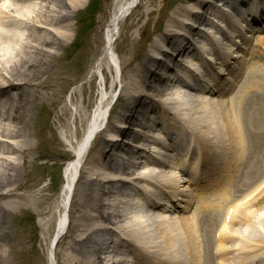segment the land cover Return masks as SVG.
I'll return each mask as SVG.
<instances>
[{"label": "bare ground", "instance_id": "1", "mask_svg": "<svg viewBox=\"0 0 264 264\" xmlns=\"http://www.w3.org/2000/svg\"><path fill=\"white\" fill-rule=\"evenodd\" d=\"M81 1L0 0V247L6 245L9 239L8 234L11 235L13 232L9 227V217L12 216L10 214L15 211L26 213V210L32 206L37 208L38 215L45 219V222L42 219L40 225H44L46 231H51L54 228L56 214L59 212L57 228L54 232L55 239L51 244L50 259H52V262H54L57 254L58 248H55L54 245L58 244V236L69 228L66 236V240H70L67 244L69 251L63 257L62 264H135L132 256L125 259L122 258V253L131 248L140 250L138 247L145 249L144 252L146 253L144 255L146 256L139 254L140 258L136 257V264H140V260L145 261L147 258L154 263L158 260L159 263L157 264H210L207 258L209 252L210 255L212 253V264H249L257 259L261 264L264 259V206L256 208L252 207V204L256 202L254 200L255 194L264 196V163L250 178L249 183L246 185L248 189L243 188L241 191V198L236 202V198L231 202L227 201L222 206L223 198L218 194V190H214V193L206 197L196 192V195H193L194 203L192 202L191 195H187L185 191L190 190L192 184L187 182L186 178H183L185 173L181 161H186L188 164L192 163L184 147L189 149L197 147L199 149L196 143L203 146V150L207 151L206 155H217L215 161H223V166L233 167L236 172L243 167V160L248 154L255 155L259 153L258 159L262 160L264 152L263 149L258 150V147L264 146V114L257 120L250 121L252 125L247 128L242 120V110L248 87L240 95H238L240 92L236 95H234V92L237 90L240 79H244V76L249 73L253 74L254 77L261 76L264 78L263 63L254 62L247 65L246 57L238 51L241 48L237 44L239 38L231 34L232 39L228 37L230 39L229 52L224 51L226 59L223 56H216L222 61V65H218V69L224 73L229 72L231 79H235V81L230 80V86L227 87L230 92L233 91L234 95V97L226 100L231 104L229 110L223 113L214 101H207L206 98L205 100L193 97L188 99L181 92L168 95L166 97L167 102L155 98V96L165 94L174 82L180 84L182 81L184 82L183 85L198 89L196 83L199 81L200 86L201 82L204 81L203 78L199 79L198 76H190L186 80L184 72L190 74L192 70L187 69L190 66L188 64L183 65V61H185L183 59H174V56H190L191 53L188 55V51L185 49L188 43L191 45L194 43L192 57L196 56L197 52L194 47L200 48L197 47L199 41L203 40L213 49H216L211 41L213 38L208 34H202L204 33L202 32V26L196 31L198 27L194 25V22L206 19L207 16H209L207 20L215 17L217 22L215 25L211 22L214 26H210L209 33L220 31V21L236 33H241V30L233 25L234 21L230 20L229 14L223 11V9L228 8L227 3L229 4V2H226V0H197L194 4L197 11L193 12L195 17L192 16V13L191 16H188L187 12L189 11L187 9H180L181 15L185 14L186 16V23L178 17L169 21L171 26L179 29V32L182 31L183 34L181 35H184L181 37L184 42L180 44L177 40L179 34L172 32L170 29H166V33L163 32L160 36V39L170 49V53L165 54L167 58L169 57L167 60H176V64L173 62V65L169 67V63L168 66L161 63L160 56L147 54L146 57L143 56L139 60L143 64L136 66L135 69L132 67L134 59L127 62L121 61L119 55L115 52V45L118 42L123 22L138 6L142 5L144 0H111V16L105 29L103 50L99 54L98 51H95V54L98 55L93 56L91 60L86 59L82 62L83 72H89L92 77L100 76V79L104 81V85H101L104 88L106 85V91L101 90L100 95L102 98L95 104L91 100L87 101L86 98L88 93L92 94L94 92L95 85L73 93L72 106L77 107L75 122L78 123L85 119L91 111L92 116L95 118L88 125L84 140L77 143L75 156L67 161L68 164L64 170L65 185L59 205H56L58 204L56 202L58 200L57 190L47 188L43 191L36 190L40 186V180L36 174L38 170L30 171V168H32V164L30 166L28 160L30 152L32 149L37 148L40 153H44L48 158H63L64 155L60 151L63 144L59 141L54 129L50 130L44 126L46 120L43 119V124L40 126L41 118L38 117L35 118L36 123L33 124L36 127L38 143L33 144L30 142L29 132L32 123L29 115L25 119L21 114L26 106L23 97H28L30 92L33 91L35 97L41 99L40 89H52L45 87V81L37 82L38 77L35 73L39 66L37 64L42 63L43 58H45L47 64L53 57L54 59L58 57L55 52L46 51L44 47L48 46L49 48V45H55L54 50L57 51V47L65 45V40L70 39L69 32L72 25L67 24V21L73 16L74 12H77L76 7H79ZM241 1L244 0L232 2L231 11L238 9L237 4ZM262 2L264 3V0ZM156 3L157 0H147L144 4L147 9L144 11L143 16L147 18V22L158 11L154 10ZM263 3L255 1L252 8L247 5L241 6L242 9H246L245 12L249 18L241 17V28L244 26L250 27L252 17L256 21L264 23ZM248 9H252V14L248 12ZM141 17L138 23L142 22ZM188 23H191L195 29ZM170 25H167V27ZM134 26L135 23L133 22L127 24L126 28L130 31ZM256 34H259V45L264 47V33L257 32ZM248 40H251V37H248ZM248 44L246 38L243 49L248 48ZM202 49L201 56L196 59L201 60L204 58L207 60L206 57L209 54L202 53ZM154 50L156 53H163L158 45ZM125 63L130 64L127 66ZM115 65H122L125 72L128 69L131 71L119 83L121 87L119 107L114 119L118 118L125 125L129 123L130 126L138 125L150 130L155 125L152 124L151 126L149 124L152 121V116L148 113L158 116L159 113H155L157 105L166 112H172L171 109H167V105L171 103L174 106L176 115L180 117L182 115L185 119L183 123L189 128L191 127L193 134L197 137L196 140L188 139L184 132L179 129L177 126L179 123L175 120L171 135L175 140L179 138H182V140L179 144L171 142L172 145H169V149L172 151L180 148V151L177 150V158H173V160L170 159L167 153H162L163 162L155 161L156 165L164 168L159 173L155 170L151 171L150 166L146 165L143 168L146 171L140 176L137 175L141 165L145 163L143 162L144 158L141 156L134 158L130 145L118 144L120 140L117 138L119 132L127 140L133 142L142 139L139 134H135V131L133 132L130 128L120 130L122 127H116L111 123L106 130H100L101 132L97 133L98 125L103 123L100 119L105 109V94H113L118 85H110L111 75L104 74V72L106 68ZM236 65H238V68L234 67ZM72 66V63H68L65 69L71 70ZM170 72L174 77L172 80L167 75ZM215 80L217 83V76ZM64 84L69 85L71 82ZM203 84L206 88L212 82L204 81ZM260 86L264 89V85ZM183 89L185 88L183 87ZM201 91L207 92L203 89ZM140 92L145 93V95L140 94ZM142 99H144L143 102ZM251 100H256V98ZM54 103L56 101H53ZM213 104L215 105L213 106ZM189 105L194 107L189 108ZM224 106L227 107V104L225 103ZM199 112L203 113L199 114ZM172 113L171 116H173ZM69 114L70 109L65 107L55 124L65 130V139L72 145L78 131L74 130L72 132L64 123L63 116L67 117ZM160 114L163 115V122L171 121L167 114L163 112H160ZM142 116L151 119V121L148 120L146 123H142L140 120ZM253 127L255 131L252 132L250 128ZM166 131L167 129L163 133L165 134ZM107 135L114 139H107L106 141L105 136ZM160 135L162 137L157 135V139H164L165 136L162 133ZM94 137H96L97 143L94 141ZM94 142L96 143L95 150L87 154L90 145H93ZM260 142L262 144L259 146ZM250 146L255 150H252ZM159 147L164 149L163 146ZM120 152L124 154V157L119 158ZM84 155L87 157L85 161ZM11 156H15L16 159H9ZM19 158L21 159L19 160ZM32 163L36 167L39 166L33 160ZM217 164L218 161L214 166ZM167 167L170 168L169 172H167ZM178 169L180 172L177 171ZM179 173L182 175H179ZM149 180L154 181L155 184H160L162 189L170 190L174 200L172 201L170 198L172 203L169 202V205L176 208L177 206L173 204L176 200L177 202H187L186 215L179 217L177 213H170L158 216L155 213H157L156 208L159 204L154 201L153 195L152 198H149L150 203L147 204L148 200H144L143 207L145 208L143 212L146 214L138 212L139 215L130 216V214L137 211L135 209L137 208V202L130 200L131 195H128L129 192L134 189L138 182ZM57 182L62 183L60 178H57ZM186 184L190 186H186ZM181 187L185 190L180 189ZM107 197L109 200H107ZM205 200H208L209 203L206 204ZM70 202L74 205L73 210H70ZM225 209L224 221L222 222L220 216ZM68 211L70 217L72 215L73 218L72 223L70 221L69 225ZM206 222L211 223L213 230L219 235L216 248H210L209 252H206L205 241L201 238L203 237L208 241ZM234 222L237 223L236 226H233ZM74 232L76 233L75 236L72 235ZM28 234L29 231L26 229L24 237L26 238ZM133 245L136 247H133ZM214 255L217 259L214 258ZM6 259V255L3 252L0 253V264H4ZM147 264L151 263L147 262Z\"/></svg>", "mask_w": 264, "mask_h": 264}, {"label": "rangeland", "instance_id": "2", "mask_svg": "<svg viewBox=\"0 0 264 264\" xmlns=\"http://www.w3.org/2000/svg\"><path fill=\"white\" fill-rule=\"evenodd\" d=\"M146 1L147 0H144L142 5L138 6L137 9H135L134 12L123 22V25L120 29V35L117 40L118 42L115 45V52H117L122 62H127L134 59L132 66L134 69L136 68V66H138V64L139 66L143 64L139 62V60H141L143 55L146 54V47L148 46L151 39L156 34H161V32L166 29V22L170 19V13L175 11L176 14L178 13V15H181L182 13L180 9H187L189 11L187 12L188 16L191 15V13L193 15L195 9L194 4L197 2V0H157L154 10L156 9L158 11L155 12L151 17V20L147 22V18L143 16L144 11H146L147 9V7L144 6ZM110 7L111 0L81 1L79 7H76L77 12H74L73 16L67 21V24L72 25V29L69 32L70 39L65 40V45H60L59 47H57V51L54 50L56 47L55 45H49V48L48 46L44 47L46 51L50 50V52L52 53L55 52L58 57L56 59H54L53 57V59H51L47 64L45 62V58H43L44 60L41 59L43 60V62L37 64V66L39 65L37 72H35L38 77L37 82L40 83L41 81H45V87H50L52 89H40L39 92L41 95V99H37L33 94V91L30 92L28 97H23V99H25L26 101V106L21 114L25 119H27L29 115L32 123V127L29 132L30 142H32L33 144L37 142V131L36 127H34L33 124L36 123L35 118L38 117L41 118L40 126L43 124V119L46 120L44 121V126L48 127V129L50 130L54 129L57 133L59 141H61L63 144L60 148V151L64 155L63 158H48L44 155V153H40V150H38L37 148L32 149L28 158L30 166L32 164V168H30V171L33 172L34 170H38L36 171V174L40 180V186L37 187L36 190L43 191L46 188L55 191L57 190L58 200L56 202H58V204L56 205H59L61 201V193L65 185L64 169L68 163L67 161L75 155V148L77 146V143L81 141L80 138L85 133V128L90 121L89 116H87L85 121L81 120L78 123L75 122L77 107L72 106L73 93L80 92L83 88L86 89L91 85H95L94 92L92 94L88 93L86 95L87 101L91 100L93 104H95V102H98L101 99L100 92L103 88V86L101 85L102 79H100V76L92 77L89 75V72H83L82 62L86 59L91 60L93 56H96L102 52L104 47L103 39L106 32L105 29L110 21L109 19L111 16ZM190 8L192 9L190 10ZM140 17L142 18V22L138 23L140 22ZM133 22L135 23L134 28L130 31L127 30L126 25ZM215 22L216 18L213 23ZM259 50L260 52H257L254 57L248 56V58L251 59L250 65L254 62H262L264 65V48L262 47ZM95 51H98V54H95ZM68 63H72L73 65L71 70L65 69V66ZM129 64L125 63V65L127 66H129ZM118 67L119 68H113V70L112 67L105 69L104 74L111 75L110 85L117 84L116 80H119V77L123 75L120 70V65H118ZM128 70L130 71V69ZM257 79V76L254 77L253 74H249V76H245V84L244 82L242 83V86L248 85L242 110V120L244 121L245 126L247 125V128L250 125L249 122L251 120L249 119V116H251L249 113V111H251L249 110L250 103L252 101L251 99H255L258 93H261V98H257L262 99L260 103L261 107L264 108V90H261V88L259 86L257 87V85L254 86V82ZM68 82H71V84H64ZM119 91H121V88L119 87V85H117L116 91L113 94L107 96L109 98L107 106L111 107ZM171 92L175 93L174 88L173 90H171ZM160 97L164 101H166L167 92H165V94ZM191 97L193 96L191 95ZM53 101H56V103L53 104ZM214 105L215 104H213V106ZM65 107L71 109V112L67 117L63 116L64 123L69 129H71L72 132L74 130L78 131L77 137H75V140L73 139L72 141V145H70V143H68V141L64 137L65 130L55 124L58 120V116L63 113ZM188 107L192 108L194 106L189 105ZM217 107H220V111L224 113L230 109L231 104H228L227 107H225L224 105H217ZM263 112L264 111H262L258 115L263 114ZM201 113L203 112H199V114ZM88 114H90V112ZM190 116L191 114L189 115V117ZM96 143H94L95 145L92 147L91 152L95 150ZM261 144L262 142H260L259 146ZM263 148L264 147H258V150H262ZM251 149L255 150L252 147ZM119 155L122 156V153L120 152ZM258 155L259 153L255 154V159L257 160ZM11 158L13 160L16 159L15 156H11L9 159ZM253 158L254 157L252 155L251 160ZM20 159L21 158H19V160ZM32 160L39 164V166L36 167L32 163ZM19 163H21V161H19ZM57 178H60L62 183L59 184L57 182ZM107 200H109V198ZM260 204L261 205H254V207L259 208L261 206H264V202H261ZM70 205V210H73L74 205ZM10 215L12 216L9 217V227L13 230V232L11 233V235L10 233L8 234L9 239L6 245H4V247H0V253L3 252V254L7 257L4 264H51L50 245L53 240L54 231L57 228L56 225L59 218V212H57L56 214L57 217L53 225L54 228L51 231H46V227L44 225L43 227L39 224V221L42 222V219L44 218L38 215V209L35 207H29L26 210V213H19L15 211ZM137 215H139L138 212H136L135 216ZM180 215L182 216V214ZM68 218L69 223L70 221L72 223L73 218L72 215L70 217L69 213ZM26 229L29 231V234L26 235L25 238L24 235ZM72 235L75 236L76 233L74 232ZM66 236L67 234L58 243L55 264H62L63 257L69 251L67 244H69L70 240H66ZM28 238H30L31 240H29ZM201 238L203 241H205V246L207 249L206 252H209L210 247L207 239H203V237ZM209 241L211 243V238L209 239ZM124 253L125 252L122 253V257ZM209 254L210 252L208 253V256Z\"/></svg>", "mask_w": 264, "mask_h": 264}]
</instances>
